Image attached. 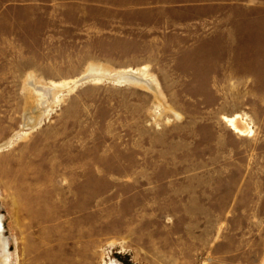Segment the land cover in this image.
I'll return each mask as SVG.
<instances>
[{"label": "rangeland", "instance_id": "374dc122", "mask_svg": "<svg viewBox=\"0 0 264 264\" xmlns=\"http://www.w3.org/2000/svg\"><path fill=\"white\" fill-rule=\"evenodd\" d=\"M0 216L10 264H264V0H0Z\"/></svg>", "mask_w": 264, "mask_h": 264}, {"label": "bare ground", "instance_id": "6f19581e", "mask_svg": "<svg viewBox=\"0 0 264 264\" xmlns=\"http://www.w3.org/2000/svg\"><path fill=\"white\" fill-rule=\"evenodd\" d=\"M90 79H92V80H110V81H112L114 83H118V84H128L131 86L141 87V88H145L147 90H151V91L155 92L156 95H158V96L161 95V90L159 88L157 81L155 79H151V78L146 76V69L145 68L136 69V70L135 69H126V70H120V71H116L112 74H109V72H106L99 67H96V66L91 67L90 66V68H88V71L86 72V74L83 73V75L76 78V80L73 82V86H76V85L81 84L83 82L86 83V81L90 80ZM52 84H53V85H51L52 87L51 86L50 87H46V86L44 87L43 86V88L38 87V89H34V90H36V92L35 91L34 92L38 96L42 97V99L43 98L46 99L43 103H42L41 99H40V101L38 100V103L36 104L38 108H41L43 105H46L49 101L54 100L56 98L57 93H58V89L62 85L61 86L57 85V83H55V84L52 83ZM58 84H60V83H58ZM30 85H32V84H30ZM73 86H71V87H73ZM64 87H67V86L65 85ZM60 90H62V89H60ZM156 98H157V96H156ZM161 105H162V103H161ZM164 108H165L164 112L166 110L168 112L175 113L168 105H166V107H164ZM47 112L48 111L46 110L44 112V115L47 114ZM175 115L177 116V113H175ZM222 120H223L224 124L226 125V127L229 129V131L235 135H238L239 137H243V138L248 137L249 138L253 135V132H254L253 128L251 126V123L248 121V118L246 117V115L234 114L230 117L222 116ZM36 123L40 124L41 120L39 122H36ZM12 140H13L12 138L9 139L2 146H4V147L10 146L12 144ZM11 260H12V253L10 250L9 239L4 234V226L2 223V217L0 216V264H10ZM103 264H121V263H119L116 260L110 259V260H108V262H104Z\"/></svg>", "mask_w": 264, "mask_h": 264}]
</instances>
